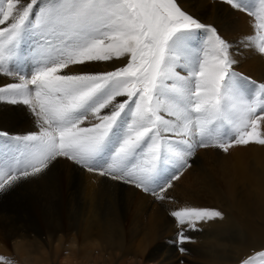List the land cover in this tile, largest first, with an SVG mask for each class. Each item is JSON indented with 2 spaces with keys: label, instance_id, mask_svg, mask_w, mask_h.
<instances>
[{
  "label": "snow or ice",
  "instance_id": "obj_1",
  "mask_svg": "<svg viewBox=\"0 0 264 264\" xmlns=\"http://www.w3.org/2000/svg\"><path fill=\"white\" fill-rule=\"evenodd\" d=\"M223 2L254 17L264 54V0ZM232 47L181 0H0V75L18 81L0 84V104L34 125L0 123V193L65 158L170 201L198 148L264 145V83L235 71ZM169 215L178 245L223 217L193 206ZM257 257L264 264V252L240 264Z\"/></svg>",
  "mask_w": 264,
  "mask_h": 264
},
{
  "label": "rangeland",
  "instance_id": "obj_2",
  "mask_svg": "<svg viewBox=\"0 0 264 264\" xmlns=\"http://www.w3.org/2000/svg\"><path fill=\"white\" fill-rule=\"evenodd\" d=\"M181 2L185 10L202 23L215 26L218 33L232 44V53L238 61L234 66L237 73L264 83V54L259 52V41L254 37L257 34L254 17L227 8L223 0ZM252 3L259 6V0H252ZM253 32L256 34L251 36ZM203 38L204 34H199L196 42ZM118 62L100 63L93 67L101 71L111 70L121 61ZM28 66L31 67L30 61ZM8 82L18 81L0 75V84ZM22 110L26 115L27 109ZM11 116L12 106L0 104V123L5 127H11L16 132L34 129L32 117L12 119ZM260 131L264 132V123ZM193 159L195 162L183 171L168 191V196L173 199L158 201L131 185L101 175L98 177L99 173H89L70 160L59 158L45 172L19 182L7 193H0V231L7 233L8 229L19 226L23 228L22 232L33 229L45 231L41 242L31 236L24 239L32 241L28 243L34 262L17 259L16 251L6 237L3 242L5 248L0 247V256L5 258L2 262L59 264L62 260L64 263L61 264H240L241 260L264 252V145H237L227 153L211 146L198 148ZM91 175L96 177L97 184L93 187L96 192L91 191ZM90 194L95 197V205L99 204V207L96 206L99 214L115 217L118 231L124 230L122 233L115 229L108 234L110 239L105 238L107 233L103 234L104 237L86 233L87 221L83 222V218L88 215ZM185 206L218 209L223 217L198 224L200 230L190 232L192 240L180 246L175 243L177 225L169 212ZM50 220L53 221L49 225L54 228L58 220L63 224V230L52 236L51 241L46 237V232L55 233L47 228ZM170 230L174 234L173 241L164 235V231ZM74 234L77 235L75 249H78L72 255L68 247L71 245L69 237ZM172 246H175L173 252ZM180 247L186 251L181 252ZM154 252H157L156 256L150 258ZM255 264H262L259 257Z\"/></svg>",
  "mask_w": 264,
  "mask_h": 264
},
{
  "label": "bare ground",
  "instance_id": "obj_3",
  "mask_svg": "<svg viewBox=\"0 0 264 264\" xmlns=\"http://www.w3.org/2000/svg\"><path fill=\"white\" fill-rule=\"evenodd\" d=\"M221 1V0H220ZM219 2V1H218ZM208 3V2H207ZM212 3H213V1H212ZM225 3V2H224ZM209 4V3H208ZM219 4V3H218ZM227 4V3H226ZM210 5V4H209ZM214 5H215V3H214ZM208 6V5H207ZM212 6V5H211ZM227 8H229V6L227 5ZM215 10V9H214ZM228 10V9H227ZM233 10V9H232ZM218 11V10H217ZM215 12V11H214ZM212 14V13H211ZM216 14V13H215ZM242 16V15H241ZM213 17V16H212ZM226 17V16H225ZM242 17H244V16H242ZM240 19V18H239ZM247 19V18H246ZM246 19H243V21L244 20H246ZM251 20V19H250ZM219 21V20H218ZM220 22V21H219ZM222 22V21H221ZM252 23H254V22H252ZM220 25V24H219ZM242 30V29H241ZM254 34H256V33H252V34H250L251 36H253ZM257 35V34H256ZM254 37H256V36H254ZM244 42V41H243ZM120 62V61H119ZM118 62V63H119ZM122 62V61H121ZM120 62V63H121ZM119 63V64H120ZM30 65V64H29ZM117 66V65H116ZM97 67V66H96ZM99 67V66H98ZM102 69V68H101ZM104 69H106V68H104ZM107 69H109V68H107ZM98 70H99V68H98ZM11 78V77H10ZM2 80V79H1ZM6 80V79H5ZM3 81V80H2ZM2 106V105H1ZM20 128V127H19ZM21 131V130H20ZM23 131V130H22ZM21 131V132H22ZM24 132V131H23ZM66 161V160H65ZM62 164H64L63 162H61ZM71 164V163H70ZM69 164V165H70ZM68 167V166H67ZM58 168H59V166H58ZM63 168V167H62ZM70 168V167H69ZM77 169V168H76ZM79 169V168H78ZM69 170V169H68ZM72 170V169H71ZM67 171V170H66ZM73 171V170H72ZM71 172V171H70ZM70 172H67V173H70ZM82 172V171H81ZM86 173V172H85ZM90 173V172H89ZM88 173V174H89ZM98 174V173H97ZM81 175V174H80ZM71 176V175H70ZM82 176V175H81ZM85 176V175H84ZM87 177V176H86ZM95 177V175L94 176H92L91 175V180H90V185H91V191L92 190H94V186L97 184L96 183V177ZM98 177H100V175L98 176ZM98 177H97V179H98ZM103 177V176H102ZM68 178V177H67ZM88 178H89V176H88ZM101 179V178H100ZM85 181H87V180H85ZM97 182H98V180H97ZM100 182V181H99ZM102 182V181H101ZM88 184V183H87ZM102 185V184H101ZM105 185V184H104ZM88 186V185H87ZM86 186V187H87ZM105 187V186H104ZM103 187V190L105 189ZM87 189V188H86ZM75 190V189H74ZM106 190V189H105ZM97 191H98V188H97ZM88 192V191H87ZM93 192H96L95 190L93 191ZM89 193V192H88ZM100 193V192H99ZM101 193L103 194V192L101 191ZM84 194V193H83ZM94 194V193H93ZM93 194H90L89 195V204L90 205H88L89 206V210H88V215H87V217H85V218H83V222H86L87 221V223H86V225H87V228H86V233H93V234H97V235H102L103 236V234H105V233H107V235L105 234L104 236H105V238H109L110 239V236L108 235V234H111V233H113L114 231H115V229L118 231V226H116V219H115V217L114 218H109V216H106L105 214H99V212L100 211H98L96 208H98L99 207V204L97 203V205H98V207H96L97 205H95V203H94V199H95V197H94V195ZM85 196H86V194H85ZM97 196V195H96ZM98 196H101V195H98ZM84 197V196H83ZM86 198V197H85ZM144 198V197H143ZM97 200V199H96ZM149 201H150V199H149ZM75 202V201H74ZM96 202V201H95ZM150 207V206H149ZM154 207H156V206H154ZM148 208V207H147ZM157 209V208H156ZM99 210H100V208H99ZM113 213H115V211L113 212ZM107 214H109L108 212H107ZM110 215V214H109ZM111 216V215H110ZM60 219H62V218H60ZM121 220V219H120ZM119 220V221H120ZM46 221V220H45ZM53 220H50L49 221V223H48V226H47V228H50V229H52V230H54V232L55 233H47L46 232V234L48 235V236H46L47 238H48V240L49 241H51L52 240V236H56V235H58V232H60V231H62L63 230V224H62V222L60 221V220H58V221H56L57 222V225L55 226V228L54 227H52L51 225H49L51 222H52ZM118 221V222H119ZM169 221V220H168ZM122 221H120L119 223H121ZM47 223V222H46ZM122 224V223H121ZM65 225H66V223H65ZM118 225V224H117ZM175 225V224H174ZM17 226V225H16ZM120 227V226H119ZM175 227H177V226H175ZM69 228H72V227H69ZM65 229V228H64ZM82 229V228H81ZM172 229H174L173 227H172ZM1 230V229H0ZM9 230V231H8ZM8 230H6V231H8L7 233H4L3 231H0V247L1 248H5V245L3 244V242H5V237L8 239V240H10L11 241V244H12V246H13V248H14V250L16 251V255H17V259H18V257H19V259L20 260H25V261H28V262H32L33 261V257L30 255V250L31 249H29L30 248V246H29V241H31V240H25L24 241V239H26L28 236H31L32 237V239L33 240H35V241H37V242H41V240L42 239H44V234H45V231H40V230H28V231H25V232H22L23 231V228H21L20 226L19 227H15V228H10V229H8ZM79 230V229H78ZM120 230V229H119ZM163 230V229H162ZM72 231V230H71ZM122 231H124V230H122ZM122 231L120 232V231H118V232H120V233H122ZM22 232V233H21ZM70 232V231H69ZM73 232V231H72ZM156 232V231H155ZM154 232V235L156 234ZM173 231H164V235H167V237H169L170 239L171 238H173L174 237V234L172 233ZM102 233V234H101ZM192 233V232H191ZM162 234V233H161ZM176 234V233H175ZM189 235H191L190 233H188ZM113 235V234H112ZM117 235V234H116ZM59 236H60V234H59ZM62 236V235H61ZM103 236V237H104ZM157 236V235H156ZM163 236V235H162ZM192 236V235H191ZM118 237V236H117ZM120 237V236H119ZM155 237V236H154ZM175 237H177V236H175ZM54 238H56V237H54ZM157 238V237H156ZM165 238V237H164ZM31 239V238H30ZM58 239H59V237H58ZM172 240V239H171ZM76 241H77V235H71L70 237H69V242L71 243V245L68 247L69 248V251L71 252V254L73 255L74 253H75V251L78 249H75V246L77 245L76 244ZM110 241V240H109ZM173 241V240H172ZM171 241V242H172ZM32 242V241H31ZM64 242V241H63ZM95 242V241H94ZM124 242V241H123ZM66 244H67V242H66ZM102 244V243H101ZM45 245V244H44ZM159 245V244H158ZM35 246V245H34ZM33 246V247H34ZM109 246V245H108ZM181 246V245H180ZM178 247V246H177ZM39 248H41L40 246H39ZM92 248V247H91ZM90 248V249H91ZM95 248V247H94ZM156 248V247H155ZM159 248V247H158ZM110 249V248H109ZM157 249V248H156ZM108 250V249H107ZM160 250V249H159ZM175 250V246H172V251L171 252H173ZM156 251V250H155ZM93 252V251H92ZM94 253V252H93ZM101 254V253H100ZM156 254H157V252H154V253H152V254H150V258H152L154 255L156 256ZM167 257H169V254H168V256ZM9 261V260H8ZM35 261V260H34ZM33 261V262H34ZM11 262V261H10ZM22 262V261H21ZM20 262V263H21ZM61 262L62 263H64L62 260H61ZM61 262H58L59 264H61ZM0 264H4L2 261H0Z\"/></svg>",
  "mask_w": 264,
  "mask_h": 264
}]
</instances>
